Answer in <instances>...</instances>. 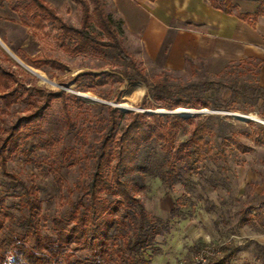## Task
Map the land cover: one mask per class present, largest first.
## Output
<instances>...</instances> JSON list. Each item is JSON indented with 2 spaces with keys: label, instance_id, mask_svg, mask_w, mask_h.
Returning a JSON list of instances; mask_svg holds the SVG:
<instances>
[{
  "label": "rangeland",
  "instance_id": "1",
  "mask_svg": "<svg viewBox=\"0 0 264 264\" xmlns=\"http://www.w3.org/2000/svg\"><path fill=\"white\" fill-rule=\"evenodd\" d=\"M46 1L55 10L57 20L38 17L25 24L6 3L0 7V42L4 45L0 44V69L10 75L9 91L16 90L18 97L8 109L0 104V147L9 129L19 119L31 117L15 140L16 149L7 159L6 174L0 173V200L4 202L0 211L18 219L26 211L17 195L24 192L23 186L33 189L35 192L32 194L42 203L36 220L39 234L43 239L51 235L56 240L48 227L54 217L65 211L68 201L76 200L80 195L77 182L84 177V171L86 174L92 167V155L105 126L107 107L118 109L123 114L120 128L126 123V114L130 113L181 116L151 102L147 97L148 88L143 83L122 79L119 72L126 70L125 65L112 51L90 50L73 56L62 50L58 39L60 28L63 25L80 26L82 2L89 4L91 9L96 5L101 7L117 30L120 45L133 57L148 82L163 73L174 84L237 81L241 85L255 82L257 67L246 62L194 60L195 70L186 65L179 70L168 69L162 64V59L143 55L140 43L126 32L112 0ZM262 10L263 14L264 6ZM262 14L259 16L263 17ZM32 57L48 59L50 63L40 62L35 68L28 61ZM89 72L98 76L85 75ZM58 93H64L67 99L70 125L64 117L63 102L60 99L48 100L50 94ZM75 98L80 103H76ZM123 104L128 108H123ZM44 107L47 108L43 111ZM182 109L197 112L185 119L198 121L210 117L208 123L212 132L223 129L226 137L248 148V152L242 153L233 143L227 144L225 162L221 157L216 162L219 169L207 163L201 175L184 176L191 183L188 187L191 204L197 205L195 216L181 221L171 220L170 231L157 237L158 253L151 257L150 264H178L187 260L195 255L194 248L199 240L206 247L215 249L216 255H223L226 248H236L228 264H264V255L253 244L264 243V217L260 224L254 219L255 210H251V207H256L264 213V144L254 141L257 128L264 127V105L259 103L250 113ZM228 113L252 115L254 118L241 120ZM214 171L218 187L211 188L205 180ZM57 179L63 184L60 192ZM186 190L188 192V188L181 185L166 190L149 174L147 190L141 200L149 216L167 220L174 206L191 213L192 206L180 200ZM246 217L251 221L239 226ZM5 225L9 236L21 237L22 231L15 224L7 220ZM34 244L35 241L29 237L26 245ZM5 264L27 262L21 251L11 249L7 251Z\"/></svg>",
  "mask_w": 264,
  "mask_h": 264
},
{
  "label": "trees",
  "instance_id": "2",
  "mask_svg": "<svg viewBox=\"0 0 264 264\" xmlns=\"http://www.w3.org/2000/svg\"><path fill=\"white\" fill-rule=\"evenodd\" d=\"M208 1L215 9L235 14L243 20L255 19L262 14L264 6V0H258L259 8L249 14L240 13L234 0ZM5 3L19 15L21 23L27 24L38 17L58 18L55 10L44 0H0V7ZM81 9L78 28L66 25L60 28L58 39L62 50L73 56L90 50L112 51L125 65L126 70L119 72L120 77L146 85L147 97L155 105L170 111L182 107L243 113H250L259 103L264 105V89L258 84L257 71L255 82L241 85L237 81L174 84L163 73L148 82L133 57L120 45L118 32L101 7L96 5L91 9L89 4L82 2ZM28 61L35 68L40 62L50 63L48 59L38 57L28 58ZM193 62L187 58L185 65L195 70ZM85 75L98 76L91 72ZM9 78L10 75L0 69V104L4 109H8L18 98L16 90L9 91ZM52 99L63 102L64 117L70 125L71 113L65 94H50L48 100ZM75 101L80 103L77 98ZM106 112L105 126L92 155V167L86 174L84 171V177L77 182L80 195L76 200L68 201L65 211L54 217L48 227L56 240L51 235H46L44 239L40 236L36 220L42 203L32 194L35 192L33 189L23 186L24 192L17 196H20L26 212L16 219L0 211V264H5L7 251L11 249L21 251L27 264H150L151 257L158 253L157 237L170 231L171 220L181 221L195 216L197 205L191 204L188 187L191 183L184 176L201 175L207 163L219 169L220 165L216 162L218 157L225 162L227 144L233 143L240 152H248V148L226 137L223 129L212 132L208 123L210 117L194 121L176 116L130 113L126 114V123L120 128L123 114L112 107H107ZM30 121L31 117L21 118L9 129L0 147L1 174L7 172V159L16 149L15 140L22 126ZM257 131L254 141L264 144V127H258ZM216 171L205 180L211 188L218 187L213 177L217 175ZM149 174L159 180L166 190L176 185L188 188L180 200L192 206L191 213L174 206L167 220L149 216L141 200L147 190ZM56 183L60 192L62 181L57 179ZM3 205L0 200V206ZM251 210H255L254 219L261 224L264 213L256 207H251ZM7 220L22 231L21 237L8 235ZM250 221L246 217L239 222V226ZM29 237L35 241L34 245H26ZM253 244L264 255V245ZM205 247L199 240L194 251L199 253ZM236 251L234 247L226 248L223 255L208 256L205 264H228Z\"/></svg>",
  "mask_w": 264,
  "mask_h": 264
},
{
  "label": "crops",
  "instance_id": "3",
  "mask_svg": "<svg viewBox=\"0 0 264 264\" xmlns=\"http://www.w3.org/2000/svg\"><path fill=\"white\" fill-rule=\"evenodd\" d=\"M112 2L126 32L140 43L144 56L162 59L164 67L173 70L181 69L187 58L246 62L257 67V81L264 89V16L243 20L215 9L208 0ZM233 2L240 13L253 14L259 8L258 0Z\"/></svg>",
  "mask_w": 264,
  "mask_h": 264
},
{
  "label": "built area",
  "instance_id": "4",
  "mask_svg": "<svg viewBox=\"0 0 264 264\" xmlns=\"http://www.w3.org/2000/svg\"><path fill=\"white\" fill-rule=\"evenodd\" d=\"M215 249L205 247L199 253H196L187 260H182L178 264H205L208 256L216 255Z\"/></svg>",
  "mask_w": 264,
  "mask_h": 264
},
{
  "label": "bare ground",
  "instance_id": "5",
  "mask_svg": "<svg viewBox=\"0 0 264 264\" xmlns=\"http://www.w3.org/2000/svg\"><path fill=\"white\" fill-rule=\"evenodd\" d=\"M0 44L4 47V45L0 42ZM18 60V59H17ZM20 60H18V62H19ZM35 72V71H34ZM40 77L42 78V79H44L43 78V76H41L40 75ZM85 97V96H84ZM122 107L123 108H128V106L126 105V104H123L122 105ZM175 112L177 113H180L179 115H181L182 117H184V118H187L189 115H192V114H195V113H197L196 111H194V110H190V109H182V108H180V109H177V110H175ZM247 117H251V118H254L252 115H247Z\"/></svg>",
  "mask_w": 264,
  "mask_h": 264
},
{
  "label": "water",
  "instance_id": "6",
  "mask_svg": "<svg viewBox=\"0 0 264 264\" xmlns=\"http://www.w3.org/2000/svg\"><path fill=\"white\" fill-rule=\"evenodd\" d=\"M81 96V95H80ZM175 110H177V109H175ZM174 110V111H175ZM174 111H172V112H170V113H172V114H176ZM201 111H204V112H207V110L206 109H201ZM229 115H231V116H233V117H236V118H238V119H241V120H251L250 118H247V116H245V115H239V114H235V113H228ZM177 115V114H176ZM181 117V116H180ZM183 118V117H182ZM185 119V118H184Z\"/></svg>",
  "mask_w": 264,
  "mask_h": 264
}]
</instances>
